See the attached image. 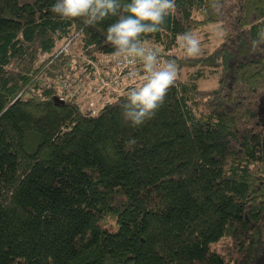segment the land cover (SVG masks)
Wrapping results in <instances>:
<instances>
[{"label":"trees","instance_id":"obj_1","mask_svg":"<svg viewBox=\"0 0 264 264\" xmlns=\"http://www.w3.org/2000/svg\"><path fill=\"white\" fill-rule=\"evenodd\" d=\"M55 2L0 0V264H264V0H175L142 39L177 79L140 127L126 91L85 114L59 85L110 62L116 17L86 26ZM217 24L209 50L165 55Z\"/></svg>","mask_w":264,"mask_h":264},{"label":"clouds","instance_id":"obj_2","mask_svg":"<svg viewBox=\"0 0 264 264\" xmlns=\"http://www.w3.org/2000/svg\"><path fill=\"white\" fill-rule=\"evenodd\" d=\"M209 7L220 13L222 0H210ZM51 11L62 20L83 18L86 26L116 17L108 25L106 41L112 46V56L119 62L139 64L140 72H132L131 79L139 78L138 85L126 90V99L121 115L131 127L143 126L151 120L163 105L170 87L177 79L178 68L175 61H162L156 51L148 46L146 37L162 30L166 18L175 11V0H56ZM215 34L225 35L222 25L215 26ZM178 47L189 57L201 53V41L191 31L179 33ZM257 45L264 44V28L258 32ZM131 148L135 138L127 140Z\"/></svg>","mask_w":264,"mask_h":264},{"label":"built area","instance_id":"obj_3","mask_svg":"<svg viewBox=\"0 0 264 264\" xmlns=\"http://www.w3.org/2000/svg\"><path fill=\"white\" fill-rule=\"evenodd\" d=\"M65 44L60 51H65ZM156 51L157 55L162 61H165L160 50L156 47L152 48ZM82 62V60H80ZM90 67L86 95V104L83 107V112L85 114H93L95 107L93 104L97 100L104 99L108 101L121 92L126 91L134 85H138L139 78L131 79L130 74L134 71L140 72L141 66L139 64H127L117 61L114 57L109 63L99 62L92 63L87 62ZM82 81L71 80L70 83L66 81H60L59 85L67 92V94L76 100L78 91L82 88ZM82 108V107H81Z\"/></svg>","mask_w":264,"mask_h":264},{"label":"rangeland","instance_id":"obj_4","mask_svg":"<svg viewBox=\"0 0 264 264\" xmlns=\"http://www.w3.org/2000/svg\"><path fill=\"white\" fill-rule=\"evenodd\" d=\"M214 29H215V27L213 25H211L208 28V34L207 35H204L203 37H198L199 40L201 41V51L209 50L213 45H216L219 42V38L215 34ZM180 51L181 50L179 49L178 44H177V40H176L175 48L172 49V50H169L168 52H166L165 55L172 54V53H178ZM63 52H65V51H63ZM87 82H88V80H83L81 82L82 83V88L80 89V91H78L79 93L77 95V98H76V100H74L75 102H77L82 107V111H83L84 105L86 104L85 96L89 95L87 93V91H86V89H87L86 83ZM214 86H215V80L210 79V78L197 81V87L198 88H205L206 89V88H211V87H214ZM105 102H106V100H105ZM105 102H104V99L97 100L95 102V104H93V105H94L95 108H98V107L102 106Z\"/></svg>","mask_w":264,"mask_h":264}]
</instances>
